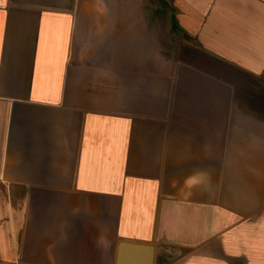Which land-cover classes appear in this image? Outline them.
Instances as JSON below:
<instances>
[{"label": "crops", "instance_id": "obj_1", "mask_svg": "<svg viewBox=\"0 0 264 264\" xmlns=\"http://www.w3.org/2000/svg\"><path fill=\"white\" fill-rule=\"evenodd\" d=\"M122 243L264 264V0H0V264Z\"/></svg>", "mask_w": 264, "mask_h": 264}, {"label": "water", "instance_id": "obj_2", "mask_svg": "<svg viewBox=\"0 0 264 264\" xmlns=\"http://www.w3.org/2000/svg\"><path fill=\"white\" fill-rule=\"evenodd\" d=\"M139 253L144 254V260L142 264H152L153 247L131 243H122L120 245L118 261L119 263L123 264L129 255Z\"/></svg>", "mask_w": 264, "mask_h": 264}]
</instances>
